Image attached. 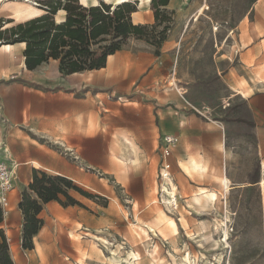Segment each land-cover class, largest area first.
<instances>
[{
    "label": "rangeland",
    "instance_id": "1",
    "mask_svg": "<svg viewBox=\"0 0 264 264\" xmlns=\"http://www.w3.org/2000/svg\"><path fill=\"white\" fill-rule=\"evenodd\" d=\"M67 2L61 0L60 3L65 5ZM91 2L89 0L88 7L106 3L103 0ZM131 2L137 4L133 22L152 25L154 28L148 30L151 36L166 38L161 43L159 55L156 46L134 36L123 47L130 49L141 41L153 49L158 61H163L169 72L157 80L156 86L164 89L172 82L176 83L187 107L201 117L206 126L224 125L228 146L233 140L254 136L252 125L241 121L246 116L244 102L241 99L236 102L228 82L232 76L241 86H248V81L254 86L257 83L261 87L264 85V0H173L165 8L160 6L161 0L142 6L137 0ZM33 7L42 9L40 0H0V23L10 27L23 22L25 18H17L12 13L19 10L30 12ZM141 14L149 15L150 21L137 23ZM65 17L66 11L60 9L55 21ZM9 20L14 22L8 23ZM248 49H251L250 55L246 56L244 53ZM250 91L248 87L245 92ZM139 94L129 92L121 96L124 112L134 110L131 107L135 105L129 101ZM110 98L119 100L117 94ZM144 130V136L148 138L147 128ZM125 137L136 147L133 135L114 131L113 157L116 154L125 156L130 151L123 150L122 155L121 144L123 142L125 147ZM49 141L63 145L55 140ZM67 146L69 148L70 144ZM244 146V142H239L230 150L223 166L232 167L238 160L246 159L242 153ZM183 152L180 162L173 165L176 185L188 199L180 214L170 213L159 204L156 171L148 184L135 185L140 195H146L141 205L133 200L129 185L117 183L113 176L109 177L103 192L75 181L100 198L75 194L84 206L74 207L72 219L59 217L49 226L59 264H264V230L258 227L257 212L254 214L249 202L246 203L249 209L242 211L234 194L231 195V204L227 201V192L218 184L216 153L201 147L194 151L187 143ZM76 154L73 151L66 153L78 163L80 159ZM192 158L203 163L205 171L187 170L185 166ZM127 165L128 170L133 169L131 163ZM246 166L244 164L240 170H247ZM204 189L218 193L219 200L210 205L196 204L193 195ZM144 208L147 209L141 213ZM224 228L230 236L228 243L223 241ZM9 246L12 258L17 259L12 240ZM18 250L21 251L20 246ZM138 252L141 259L135 257ZM37 254L41 256L43 253L37 251Z\"/></svg>",
    "mask_w": 264,
    "mask_h": 264
},
{
    "label": "crops",
    "instance_id": "2",
    "mask_svg": "<svg viewBox=\"0 0 264 264\" xmlns=\"http://www.w3.org/2000/svg\"><path fill=\"white\" fill-rule=\"evenodd\" d=\"M138 18L137 23L150 21L149 15L141 14ZM136 44L109 55L106 66L101 69L73 74H63L60 62L55 59L29 70L24 56L26 43L0 46V161L14 171L2 227L9 244L13 241L18 257L13 259L15 264H59L49 226L59 217L72 219L75 212V206L63 207L57 201L46 203L40 213L44 225L34 237V249L22 248L24 215L19 203L34 170L68 176L97 192L105 191L106 182L113 176L117 183L129 185L133 200L141 205L146 195H140L135 185L148 184L155 171L158 175L162 138L169 134L179 137L170 158L173 165L183 158L186 143L194 151L201 147L216 153L217 176L230 180L227 201L231 204L234 194L242 211L249 209L247 202L251 203L250 209L258 215V227L264 230V85L254 86L248 81V86H241L237 79L230 77L228 83L236 102L243 100L246 108L242 120L252 125L254 136L233 140L228 146L224 125L206 126L187 107L176 83L164 89L156 86L159 78L168 75V69L163 61H158L150 46L141 41ZM250 50L244 55L249 56ZM248 87L251 91L246 93ZM129 92L140 94L129 101L135 106L128 113L123 111L120 99ZM116 94L119 100L110 98ZM138 117L144 120L139 121ZM144 127L148 138L144 136ZM114 131H124L134 137L136 147L133 143L128 148L121 144L122 155L123 150H130L125 156L132 160V170H128L125 156H112ZM49 140L63 145H54ZM239 142L245 144L242 153L246 159L238 160L232 167L223 166L229 151ZM67 151L78 153L80 165L66 155ZM244 164L247 170L242 171ZM175 186L182 195L176 180ZM37 251L43 254L40 256Z\"/></svg>",
    "mask_w": 264,
    "mask_h": 264
},
{
    "label": "trees",
    "instance_id": "3",
    "mask_svg": "<svg viewBox=\"0 0 264 264\" xmlns=\"http://www.w3.org/2000/svg\"><path fill=\"white\" fill-rule=\"evenodd\" d=\"M152 0L151 2H154ZM40 0L44 14L5 27L0 23V46L26 43L25 64L34 70L51 59L60 62L63 74L101 69L106 66L109 55L121 50L130 37L143 39L156 46L159 55L165 37L151 36L148 24H135L132 15L137 4L131 1L117 5L100 3L84 6L80 0ZM170 0H161L160 6H168ZM60 9L66 11L62 22L55 21ZM158 18V15H156ZM9 20L8 23H13ZM161 34V33H160ZM243 121V120H241ZM100 198L84 190L73 179L62 174L34 170L29 186L22 192L19 208L24 215L22 248L34 249V237L44 220L40 217L44 205L57 201L63 207L84 206L76 197ZM4 210L0 204V264H15L10 254V246L2 223Z\"/></svg>",
    "mask_w": 264,
    "mask_h": 264
},
{
    "label": "built area",
    "instance_id": "4",
    "mask_svg": "<svg viewBox=\"0 0 264 264\" xmlns=\"http://www.w3.org/2000/svg\"><path fill=\"white\" fill-rule=\"evenodd\" d=\"M179 143L176 135H165L160 146V162L158 167V201L170 213L180 214L185 207L186 198L178 193L173 174V164L170 160L172 153ZM14 171L6 163L0 161V204L7 213V193L13 188Z\"/></svg>",
    "mask_w": 264,
    "mask_h": 264
},
{
    "label": "bare ground",
    "instance_id": "5",
    "mask_svg": "<svg viewBox=\"0 0 264 264\" xmlns=\"http://www.w3.org/2000/svg\"><path fill=\"white\" fill-rule=\"evenodd\" d=\"M31 1V0H30ZM95 2H98V0H94ZM104 2L106 3H109V4H119V3H123V2H126V1H132V0H103ZM140 1V5H149L151 3L152 0H139ZM81 3L86 6L88 5L89 3V0H81ZM204 7V6H203ZM201 7V8H203ZM30 8V7H29ZM33 10H31L30 12L26 11V12H21L19 10V12H16V13H12L14 14L15 17L19 18V17H23L25 18V21L26 19L29 20V19H32V18H35V17H38L40 15H42L44 13V10L40 9V8H32ZM28 10V9H27ZM200 10V9H199ZM25 11V10H24ZM62 11V10H61ZM203 11V10H202ZM200 12V11H199ZM202 13V12H201ZM22 18V19H23ZM64 19L58 21V22H62ZM24 22V21H23ZM5 27V26H4ZM126 138V142H124V145L126 148L129 147V145L132 144L131 140L128 138V137H125ZM132 146V145H131ZM114 148H117V146H114ZM127 161L128 163H132L131 162V159L128 157L127 158ZM203 164V163H202ZM198 160L192 158L189 162V165L188 166H185L187 170H190V169H193L194 171H197V172H203L205 171L206 169V166L205 165H202ZM263 168H264V162H263ZM220 182H221V185L223 187V190L224 192H227L229 191L230 189V180L226 177V176H223L221 179H220ZM175 186V185H174ZM227 195V194H226ZM193 200L196 202V204H199V205H202V203H206L207 205H210L212 203H216L218 200H219V195L218 193L214 192V191H208V190H202V192L200 193H196L193 195ZM226 200V199H225ZM203 203V204H204ZM171 223L173 225H175V222L174 221H171ZM145 232V230H143ZM224 239L223 241L225 243H228L227 242V239L230 237L229 234H228V231L227 229L224 228ZM157 246L155 247L154 249V252L156 253L157 252ZM133 255V254H132ZM135 257L136 259H141V254L138 252L135 254ZM154 259H156L155 256H153ZM116 262L120 261L119 259H114ZM190 261V260H189ZM190 263V262H189ZM118 264V263H117ZM133 264V263H132Z\"/></svg>",
    "mask_w": 264,
    "mask_h": 264
}]
</instances>
